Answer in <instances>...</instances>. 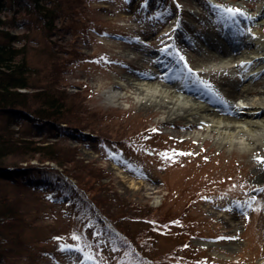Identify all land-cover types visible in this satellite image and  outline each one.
<instances>
[{
  "label": "rangeland",
  "instance_id": "rangeland-1",
  "mask_svg": "<svg viewBox=\"0 0 264 264\" xmlns=\"http://www.w3.org/2000/svg\"><path fill=\"white\" fill-rule=\"evenodd\" d=\"M89 1L76 3V23L58 17L48 33L24 0L8 1L0 12V41H6L4 32L14 36L30 69L32 87L26 91L51 89L68 98L73 115L79 112L73 122L36 126L19 108L0 109V134L23 152L0 162V208L7 202L32 222L25 231L4 228L8 235L23 233L32 248L8 244L18 255L8 254V263L0 264H146L145 255L166 264L156 257L168 253L183 264H264V164L257 159L264 157V140L242 151L215 123L167 102L172 100L165 92L144 88L148 80L164 82L158 73L168 78L186 71L200 87L199 98L189 96L194 103L221 117L241 112V102L224 99V75L237 77L240 88H257L256 74L247 80L241 72L264 60L241 57L237 73L235 64L230 72L209 67L231 61L215 59L220 50L213 43L240 46L246 56L255 53L264 44L256 21V14H264V0ZM214 5L238 7L251 19L238 17L236 23ZM113 89L124 97L108 99ZM259 118L241 113L233 121ZM43 146L58 151L62 168L39 162L49 151L31 150ZM169 150L176 155L165 158ZM50 168L66 171L77 191L80 183L89 202L73 189L68 200L60 189L27 186L40 185L45 178L35 172ZM97 176L107 184L104 189ZM115 196L128 204V215H118L126 210L121 212ZM92 198L100 210L108 208L111 223L94 217ZM110 226H116L114 234Z\"/></svg>",
  "mask_w": 264,
  "mask_h": 264
},
{
  "label": "trees",
  "instance_id": "trees-1",
  "mask_svg": "<svg viewBox=\"0 0 264 264\" xmlns=\"http://www.w3.org/2000/svg\"><path fill=\"white\" fill-rule=\"evenodd\" d=\"M11 0H0V12L5 10L7 2ZM22 3L21 0H17V3ZM25 4L29 6L27 9L31 13L34 12L38 16L39 21L42 23V29L47 31L52 30L54 27L53 22L60 18H67L70 23H76L78 16H74L75 7L78 0H24ZM85 6L90 2L89 0H82ZM75 3V4H74ZM78 8L76 10V13ZM2 25V21L0 19V26ZM4 36H1L6 41H0V109H15L19 108L24 111V114L27 116H31L33 122L36 126H48L53 123H69L73 122L72 117H76L79 114L78 111L75 110L76 115L73 111V106L68 103V98L63 96L62 94H58L53 90H49L44 88L39 92H28L26 90L32 87L30 82V69L28 63L26 61L25 55L21 52V48H16L13 43H15L14 36H8L7 32L3 33ZM20 89H25V91H19ZM50 123V124H49ZM97 123V121H96ZM25 148L29 147V143L23 142ZM24 146H21L24 148ZM13 145H10V139H5L4 136L0 134V162L6 161L9 155H19L17 153L22 154L23 152L18 149H13ZM48 148L43 147H34L31 152L34 154L42 155V151L48 152L47 155H43L39 157V162L43 163L44 161L54 162L56 166L62 168V164L57 158L58 151L53 150L50 151ZM16 153V154H15ZM28 159V158H26ZM1 164V163H0ZM35 174H42L45 180L40 185L37 183H32L31 185H27L32 187L33 189H42L45 191L54 192L58 189L64 193V196L69 200V197H73V193L75 192L78 197H84L88 202L90 196H86L88 191L81 187L82 185L76 183L78 191L73 188L72 182L70 181V176L64 170L61 173L57 172L53 168L50 169H39L35 172ZM77 178V177H76ZM96 182L99 183L98 187L102 186V189L105 188L104 182H102V177L99 180V177H96ZM104 187V188H103ZM73 189V190H72ZM70 190L74 192H69ZM115 196V201L119 202L118 204H123L122 211L126 210L124 213H119V216L128 215V211L126 209V205H128L124 200L117 198ZM112 198V195L110 197ZM119 199V200H118ZM96 199L92 198L90 200L89 210L94 214V217L99 221H107L110 222V213L107 209H99L96 205ZM114 203V202H112ZM6 204H8L6 202ZM2 205L0 208V242L3 238L6 239V242L0 243V263H8L7 256L12 255L13 257L17 256V251L13 248H10L8 244H12L14 246L23 247L25 250L29 252L31 250L32 245L29 242H25L23 238V233H13L9 234L6 232L4 228H11V230H15L16 228H22L27 230L28 227L32 225L26 217L23 216L22 211L18 209H14L13 207L8 205ZM116 204V203H114ZM135 214V213H132ZM113 217V215H112ZM134 217V216H133ZM130 221V220H129ZM111 223V222H110ZM15 229H12V228ZM116 228V226H114ZM114 227H109L114 234L116 229ZM125 238L128 236L125 235ZM146 243V241H145ZM124 245H126L123 242ZM9 247V248H8ZM9 254V255H8ZM156 258H159L163 263L166 264H183L182 262L176 261L174 258H171V255H157ZM143 262L146 264H155L152 257L147 255L144 256Z\"/></svg>",
  "mask_w": 264,
  "mask_h": 264
},
{
  "label": "bare ground",
  "instance_id": "bare-ground-1",
  "mask_svg": "<svg viewBox=\"0 0 264 264\" xmlns=\"http://www.w3.org/2000/svg\"><path fill=\"white\" fill-rule=\"evenodd\" d=\"M250 12L253 11L251 10ZM250 14L252 15V13ZM256 21H257V26L259 28L258 30L264 29V14H256ZM213 45L214 46L218 45L219 47L218 50H220L219 53L214 55L215 59H218V57L220 56L223 57L225 56L227 58H230L229 60L231 61L223 62L224 60H221L222 63L211 64L209 67L213 66L217 69H222V70L227 69L230 72L231 70H229V67H231L232 65L234 66L235 64L233 70L237 73V72H241L242 70V66L240 68H237V62H239L238 59L241 57L243 58L240 60L249 61L250 63H254V61H256L258 58H259L258 59L259 62H262L264 60V44L258 46V49L257 51H255V53H252L251 55H247V56L243 54L245 51L242 52L240 46H235L232 49H227L226 47L224 48L223 46H220L218 42H214ZM238 52L239 53L242 52L241 54L244 56H240L234 59L236 53ZM262 68L264 69V64L263 66H257L255 70L249 68L241 72V75L245 79L247 78L249 79V77H247L246 75H250L252 77L256 74V81H258V84L260 83V86H258L257 88H255L254 86H246L240 88L237 82L238 80L237 77H232V80H234L233 82L228 77L229 76L228 72L226 73L228 75H224L228 79V82H226L228 85V90L226 91L227 93L225 94V97L227 98L224 99L230 101L238 100L243 104L241 105L242 106L241 112L229 113L226 117L218 116L217 113L212 112L214 108L212 109L207 107L206 105L194 103V101H192V99L189 98V96L193 94L187 92V90H185L182 86L176 87V85H174L175 84V80H173L174 77L167 78L165 75H161L158 73L157 75H155V77H157V79L164 80V82L162 84L159 83L157 84L155 83V81L148 80L146 81V87L144 88L150 93L165 92L169 94V97L171 98L172 101H167V102L169 103L173 102V104L178 103L180 109H183L186 113L188 114L196 113L199 115L200 119L215 123L216 128H219L221 134L224 135L227 134V137L231 138L229 140L230 144L236 145L242 151L246 149L252 150L253 147L255 146V143H257V141L264 140V116H263L264 114L261 113L264 110V70H262ZM182 72L185 73L186 71H182ZM183 73L179 72V75L181 74V77L185 79L187 75L186 73L183 75ZM142 76L150 78L153 75L149 76L146 73H143ZM129 87H131L132 89L135 88L131 85ZM122 95H123L122 92H120V90L117 89L108 90L107 92V98L112 101H116L118 100V98L124 97ZM222 101L226 102L224 100ZM164 107H169V105L165 103ZM216 109L220 110L218 108ZM241 113H244L245 115H249L251 119L252 117H256V116L257 117L260 116L263 119L259 118L261 120L257 122H253L252 120L244 121V122L239 121L238 123L234 122L233 120L234 119L236 120V118H238ZM225 127H228V130L226 129L222 130V128ZM224 137L225 136H223V138ZM261 175L264 176V171L263 174Z\"/></svg>",
  "mask_w": 264,
  "mask_h": 264
},
{
  "label": "snow or ice",
  "instance_id": "snow-or-ice-1",
  "mask_svg": "<svg viewBox=\"0 0 264 264\" xmlns=\"http://www.w3.org/2000/svg\"><path fill=\"white\" fill-rule=\"evenodd\" d=\"M214 8H216L219 13L221 14V16L223 17H226L227 19L231 20V21H234L236 23H238V17H244V18H247V19H251V17H248L245 13L244 10L238 8V7H232V6H226V5H214L213 6ZM178 55V53H177ZM181 60L184 59L183 56H180L179 57ZM245 63V62H242V64ZM250 63V62H249ZM189 71H191L189 69ZM203 83V82H202ZM152 131H155V129H153ZM180 154H185V153H180ZM165 156V158H171L168 156V154H163ZM173 155H176V153H173ZM258 161L261 163V164H264V157H257ZM59 239V238H57ZM73 239H79L78 237L76 236H73Z\"/></svg>",
  "mask_w": 264,
  "mask_h": 264
}]
</instances>
